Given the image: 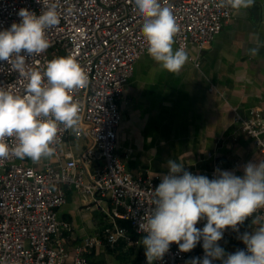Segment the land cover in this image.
I'll return each mask as SVG.
<instances>
[{
	"label": "built area",
	"instance_id": "1",
	"mask_svg": "<svg viewBox=\"0 0 264 264\" xmlns=\"http://www.w3.org/2000/svg\"><path fill=\"white\" fill-rule=\"evenodd\" d=\"M44 0H0V30L20 22L17 13L28 8L39 15ZM60 15V24L47 31L50 47L39 56L27 58L33 68L43 70L46 63L58 56H74L89 77L84 89L72 93L81 108L78 132L60 126L54 161H46L42 168L15 157L0 162V264H90L86 251L100 243L97 236L86 238L75 248L72 261L61 237L73 226L58 217L57 209L67 201L65 186L73 187L85 198L97 202L110 199L114 214L126 218L139 236L134 239L129 230L116 222L104 229L108 244L116 245L121 239L139 244L146 233L140 224L152 211L151 192L161 182L165 172L155 175L134 174L118 152V127L121 121L119 99L135 71L136 61L147 53V43L141 32L142 18L131 0H54ZM218 0H162L172 9L179 32L176 48L187 51L190 44L200 53L222 31L234 13L230 7L218 8ZM195 58L200 66L201 54ZM0 86L20 93L24 81L11 70L7 62L0 61ZM235 119L244 134L260 149L264 159V115L255 110L250 117L237 108ZM90 137V144L80 157H64V145L69 138L79 140ZM9 144L14 142L9 139ZM197 175L196 168L185 169ZM218 168L206 171L215 178ZM123 207L121 215L117 210ZM264 217V208L246 218ZM245 220V221H246ZM244 221V222H245ZM244 222L238 231L224 230L222 239L236 237L240 250L246 245L240 239L245 231ZM206 219L196 227L202 229ZM257 226H259L257 224ZM196 247L185 253L172 243L162 259L152 264H189L192 258H203L204 250ZM145 261L147 262L146 256Z\"/></svg>",
	"mask_w": 264,
	"mask_h": 264
},
{
	"label": "crops",
	"instance_id": "2",
	"mask_svg": "<svg viewBox=\"0 0 264 264\" xmlns=\"http://www.w3.org/2000/svg\"><path fill=\"white\" fill-rule=\"evenodd\" d=\"M257 39L264 42V0H255L248 9L234 10L201 53L190 44L189 59L178 75L163 70L148 53L139 57L118 101V152L132 173H162L169 169L168 161L175 160L185 169L196 168L197 175L207 176L206 171L216 165L219 171L242 177L248 162L264 161L255 142L242 132L234 110L246 117L255 110L264 115V47L255 57L249 55ZM199 53L198 67L195 58ZM90 142V137L69 138L64 157H80ZM54 160L52 156L33 163L26 158V163L42 168L46 161ZM64 190L67 201L57 213L73 226L61 235L69 261L79 244L97 236L100 243L86 251L90 264H147L142 238L139 244L125 239L114 246L107 243L104 229L114 222L126 227L134 239L139 238L126 218L114 214L110 199L97 202L73 187L65 186ZM117 210L121 215L125 212L123 207ZM252 222L246 220L243 229L256 230L259 226ZM218 243L226 254L240 250L241 241L236 237ZM202 244L197 253L203 251ZM212 264L222 261L213 260Z\"/></svg>",
	"mask_w": 264,
	"mask_h": 264
},
{
	"label": "clouds",
	"instance_id": "3",
	"mask_svg": "<svg viewBox=\"0 0 264 264\" xmlns=\"http://www.w3.org/2000/svg\"><path fill=\"white\" fill-rule=\"evenodd\" d=\"M131 2L142 18L148 55L163 70L178 75L189 57L185 48L174 49L179 26L172 9L162 0ZM42 4L39 15L21 8L20 22L0 30V61L7 62L24 81L20 93L0 86V162L15 157L39 163L54 155L60 126L74 133L79 130L81 108L72 93L89 84L83 66L72 55L49 60L43 70L26 62L49 49L47 31L60 24L54 0ZM254 4L255 0H218L216 7L239 12ZM261 47L264 42L257 39L249 55L255 57ZM9 139L14 143L9 144ZM168 168L151 192L154 208L140 224L146 233L142 244L147 264L162 259L172 243L187 253L201 240L205 255L192 258L189 264H212L217 259L222 264H264V217L253 219L259 225L255 231L240 235L246 249L226 254L218 243L225 229L238 231V225L264 208V161L248 162L242 177L230 171H218L213 179L193 175L175 160L168 161ZM205 219L202 229L196 227Z\"/></svg>",
	"mask_w": 264,
	"mask_h": 264
}]
</instances>
